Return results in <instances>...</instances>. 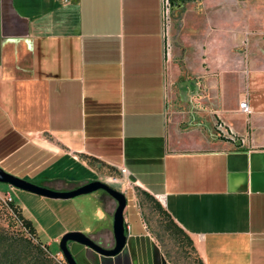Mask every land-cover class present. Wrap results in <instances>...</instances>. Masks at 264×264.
I'll list each match as a JSON object with an SVG mask.
<instances>
[{
	"label": "crops",
	"instance_id": "1",
	"mask_svg": "<svg viewBox=\"0 0 264 264\" xmlns=\"http://www.w3.org/2000/svg\"><path fill=\"white\" fill-rule=\"evenodd\" d=\"M1 167L147 192L202 264H264V0H0ZM94 198L79 231L112 249L118 204ZM125 227L117 257L69 247L79 264H170L137 210Z\"/></svg>",
	"mask_w": 264,
	"mask_h": 264
},
{
	"label": "rangeland",
	"instance_id": "2",
	"mask_svg": "<svg viewBox=\"0 0 264 264\" xmlns=\"http://www.w3.org/2000/svg\"><path fill=\"white\" fill-rule=\"evenodd\" d=\"M215 46L217 43L212 44V48ZM216 65H219V62H216ZM7 173L24 179L21 173ZM30 181L37 185L42 183L41 180ZM115 181H117L116 178ZM6 191L12 192L15 201L23 209L24 216L33 221L40 240L44 244V246L41 245L38 238L32 239L11 207L0 199V257L10 253L11 257L18 258L22 264H47L48 259L54 262L52 264H59L53 255L61 251V240L73 231L90 236V231L79 230L85 229L88 225L91 226L90 229H93L98 224L95 219L97 206L94 196L105 194L104 191H98L70 200H52L0 183V192L6 193ZM128 196L129 199L126 195L127 199L131 200L127 207L128 213L132 210L140 213L147 231L154 237L170 264H202L187 236L181 233L163 209L159 208L158 202L146 197L137 189H135V195L129 193ZM137 216L134 214L130 217L131 223L136 227L140 226ZM56 239L59 240L56 241ZM66 264H68L67 261Z\"/></svg>",
	"mask_w": 264,
	"mask_h": 264
},
{
	"label": "water",
	"instance_id": "3",
	"mask_svg": "<svg viewBox=\"0 0 264 264\" xmlns=\"http://www.w3.org/2000/svg\"><path fill=\"white\" fill-rule=\"evenodd\" d=\"M177 4L178 7L180 8L183 5V2L178 1ZM0 183L7 184L16 189L53 200H70L80 196L89 195L97 191H104L117 202L118 207L114 215L115 246L112 249H107L102 247L101 245H99L91 238H89L88 236L82 233L79 232L69 233L65 235L60 242L61 252L63 253L64 258L66 259L68 264H79L69 247V243L79 244L106 258H114L119 256L128 245L129 240H128V236L126 235V227H125V211L128 205L127 197L124 193H122L119 190H116L115 188L111 187L106 183L96 181L85 184L73 191L58 192L37 186L35 184L17 178L13 175L6 173L1 168H0Z\"/></svg>",
	"mask_w": 264,
	"mask_h": 264
},
{
	"label": "trees",
	"instance_id": "4",
	"mask_svg": "<svg viewBox=\"0 0 264 264\" xmlns=\"http://www.w3.org/2000/svg\"><path fill=\"white\" fill-rule=\"evenodd\" d=\"M143 194L146 197H149L150 199H153L154 201L158 202L153 196H151L150 194H148L147 192H143ZM159 206V208L163 209L160 205V203L158 202L157 204ZM12 211L14 212V214L17 216V218L19 219V221L22 223V225L24 226V229L28 232V234L32 237V239H36L38 238L39 243L41 245L44 246L43 242L40 240V237L38 235L36 226L34 225V223L32 222V220L28 219L27 217L24 216L22 209L17 206V205H11L10 206ZM164 211V210H163ZM165 212V211H164ZM165 214L168 216V214L165 212ZM169 217V216H168ZM170 218V217H169ZM171 219V218H170ZM171 221H173L171 219ZM174 223V221H173ZM175 224V223H174ZM175 226L179 229V231H181V233L185 234L184 231H182L176 224ZM186 235V234H185ZM187 236V235H186ZM188 241L191 244V240L189 239V237L187 236ZM46 249L48 250V248L46 247ZM49 251V250H48ZM48 259V258H47ZM16 261V262H15ZM22 264V262L18 259V258H13L11 257L10 253L4 254L3 257H0V264ZM54 263L52 260L48 259L47 260V264H52Z\"/></svg>",
	"mask_w": 264,
	"mask_h": 264
},
{
	"label": "built area",
	"instance_id": "5",
	"mask_svg": "<svg viewBox=\"0 0 264 264\" xmlns=\"http://www.w3.org/2000/svg\"><path fill=\"white\" fill-rule=\"evenodd\" d=\"M240 109H242L245 113L250 114V108L248 107V103L244 102L240 105ZM122 174L124 176L127 175V171L125 169L122 170ZM0 199L7 205V206H11L13 204H15V200L14 197L12 195V193L10 192H6V193H1L0 192ZM53 255V254H52ZM53 257L56 259V261L59 264H66L64 255L62 252H60L59 254L53 255Z\"/></svg>",
	"mask_w": 264,
	"mask_h": 264
},
{
	"label": "flooded vegetation",
	"instance_id": "6",
	"mask_svg": "<svg viewBox=\"0 0 264 264\" xmlns=\"http://www.w3.org/2000/svg\"><path fill=\"white\" fill-rule=\"evenodd\" d=\"M99 245H101L102 247H104L102 244H100V243H98ZM79 245V244H78ZM86 248V247H85ZM163 254V253H162ZM74 257H75V255H74ZM76 258V257H75ZM165 258V257H164ZM76 260H77V258H76ZM165 260H166V258H165ZM167 261V260H166ZM77 262H78V260H77ZM168 262V261H167ZM79 263V262H78ZM169 263V262H168Z\"/></svg>",
	"mask_w": 264,
	"mask_h": 264
}]
</instances>
